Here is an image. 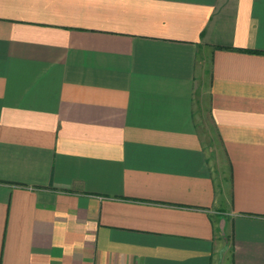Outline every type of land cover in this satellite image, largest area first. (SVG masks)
I'll use <instances>...</instances> for the list:
<instances>
[{
	"label": "crops",
	"instance_id": "1",
	"mask_svg": "<svg viewBox=\"0 0 264 264\" xmlns=\"http://www.w3.org/2000/svg\"><path fill=\"white\" fill-rule=\"evenodd\" d=\"M0 264H264V0H0Z\"/></svg>",
	"mask_w": 264,
	"mask_h": 264
}]
</instances>
